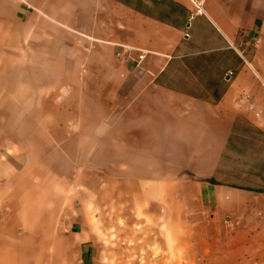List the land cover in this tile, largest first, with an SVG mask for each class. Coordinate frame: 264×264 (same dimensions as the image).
I'll return each mask as SVG.
<instances>
[{
    "label": "crops",
    "instance_id": "obj_1",
    "mask_svg": "<svg viewBox=\"0 0 264 264\" xmlns=\"http://www.w3.org/2000/svg\"><path fill=\"white\" fill-rule=\"evenodd\" d=\"M197 1L201 13L191 0H0V90L28 89L47 73L54 82L32 88L99 109L84 120L100 131L66 136L100 139V161L84 168L116 170L130 200L142 201L145 186L181 184L216 202L231 191L243 132L264 139V79L251 47L264 0ZM16 148L17 161L0 159V264H108L89 208L98 187L46 173Z\"/></svg>",
    "mask_w": 264,
    "mask_h": 264
},
{
    "label": "rangeland",
    "instance_id": "obj_2",
    "mask_svg": "<svg viewBox=\"0 0 264 264\" xmlns=\"http://www.w3.org/2000/svg\"><path fill=\"white\" fill-rule=\"evenodd\" d=\"M253 42V66L264 79V28ZM37 79L49 84L56 77L46 73L34 76L28 89H10L8 83L7 91L0 90V102L6 103L0 104V159L17 161L18 146L26 161L44 163L46 173L54 170L61 177L98 187L97 201L89 208L92 220L103 230L106 263L264 264V139L259 132H243L248 137L236 156L231 191L219 192L216 202L202 201L192 187L181 184L164 192L159 186H145L147 194L138 202L117 191L116 170L101 173L84 168L100 161V153L93 152L100 139L66 136L75 130L100 131L98 121L84 120L100 110L67 104L75 101V95L66 91L32 88ZM22 99L26 104L10 103ZM76 115L80 121H72ZM110 159L115 160V155ZM76 164L83 168L76 171Z\"/></svg>",
    "mask_w": 264,
    "mask_h": 264
},
{
    "label": "built area",
    "instance_id": "obj_3",
    "mask_svg": "<svg viewBox=\"0 0 264 264\" xmlns=\"http://www.w3.org/2000/svg\"><path fill=\"white\" fill-rule=\"evenodd\" d=\"M192 3L194 4L195 6V12H198V13H201L202 12V1H197V0H191ZM119 54V53H118ZM145 55H146V51H141L140 54L138 55V58H137V64H139L144 58H145ZM229 74H231V72H229Z\"/></svg>",
    "mask_w": 264,
    "mask_h": 264
},
{
    "label": "trees",
    "instance_id": "obj_4",
    "mask_svg": "<svg viewBox=\"0 0 264 264\" xmlns=\"http://www.w3.org/2000/svg\"><path fill=\"white\" fill-rule=\"evenodd\" d=\"M257 191H259V192H263V191H260V190H257Z\"/></svg>",
    "mask_w": 264,
    "mask_h": 264
}]
</instances>
